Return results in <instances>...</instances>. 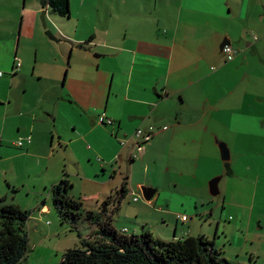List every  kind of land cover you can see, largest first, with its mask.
<instances>
[{"label":"crops","instance_id":"obj_1","mask_svg":"<svg viewBox=\"0 0 264 264\" xmlns=\"http://www.w3.org/2000/svg\"><path fill=\"white\" fill-rule=\"evenodd\" d=\"M23 1L22 11V0H14L13 11L0 15L11 23L19 13L25 27L11 29L0 38L1 46H5L3 39L17 45L14 61L5 64L11 77L0 81L11 88L6 94L0 92V201L32 211L31 220L53 214L51 190L66 172L62 160L70 158L67 151L74 142L66 137V121L60 120V108L65 106L72 114L78 143L90 142L91 176L75 173L94 186L88 196L99 200L106 196L104 190L113 193L129 175V192L134 188V202L142 204L137 216L154 209L166 225L168 219H176L171 241L187 242L189 252L199 235L211 238L206 231L193 233V222L186 231L179 229V223L191 217L184 221V214L174 213L170 201L164 208L157 202L173 187L168 173H180L175 180L181 181L182 169L191 168L185 156L196 152L206 165L208 155L218 163V157L223 160L218 142H226L231 159L223 160L220 167L226 168L229 162L233 175L225 168L207 166L206 178L197 184L202 189L206 185L210 195L209 182L215 174H223L220 184L225 175L229 177L226 189L219 192L221 207L234 216L229 225L224 224L222 232L228 241L223 245L230 248L239 243L235 248L242 249L254 230L255 247L248 255L263 257L264 0H180L176 5L170 0H142L144 4L141 0L130 4L129 0H78L81 11L73 15L74 25L58 23L61 49L52 48L41 30L39 13L44 7L39 0ZM5 2L0 0V5ZM89 2L97 8L94 21L84 9ZM224 40L240 50L235 58L227 59ZM28 51L36 52L34 61ZM0 72V78H5L7 72ZM17 81L24 83V93L13 98ZM29 84L37 85L31 98L26 93ZM110 118L114 125L108 124ZM152 124L168 128L137 146L131 141L121 144L137 128ZM27 137L30 142L14 144ZM133 152L138 154L135 159ZM95 153H102L107 161L98 157L95 164ZM114 160L118 166L111 173L107 167ZM72 161L82 166L77 157ZM101 169L105 173L99 177ZM137 170L145 172L143 178H137ZM151 173L162 177L147 181ZM39 218L43 217L34 219L37 225L42 224ZM139 222L143 229L150 218L142 216ZM221 226L218 221L217 238ZM238 234L244 237L242 242ZM157 237L169 240L166 229L158 230Z\"/></svg>","mask_w":264,"mask_h":264},{"label":"rangeland","instance_id":"obj_2","mask_svg":"<svg viewBox=\"0 0 264 264\" xmlns=\"http://www.w3.org/2000/svg\"><path fill=\"white\" fill-rule=\"evenodd\" d=\"M14 0H6V2L2 5H0V15L1 12L4 11H9L10 13L13 11V2ZM17 1V0H16ZM70 1V10L73 12L72 13V20L71 18L68 19L64 24L68 25V28L71 25H74L73 23V15L75 16V13H80L81 8L78 5V0H69ZM132 1L137 0H129V4ZM172 1L171 4L176 5L180 0H170ZM141 4H144L143 1L141 0ZM25 8V3L22 0L21 3V11L22 9ZM84 9L88 10V14L91 16L92 21L96 20L98 17V13L96 11L97 8L92 7V2H89ZM44 10H47V8H44ZM128 10V8H127ZM42 11L39 13V17H41ZM3 16V15H2ZM57 16V15H56ZM51 10L49 9V12L47 14V28L50 29L53 34L60 39V36L58 35L59 32V22L62 23V20L60 21L56 17ZM23 15L17 13L16 18H13V22H8L7 17L3 16V18H0V38L2 35L5 36V34L9 33L10 30L15 29V30H20V28H25L23 25ZM57 20H56V19ZM22 22V25H21ZM39 24L41 26L42 32L45 34V29L42 26V21L40 18ZM66 25V26H67ZM26 31H27V22H26ZM101 27V26H100ZM74 31V30H73ZM11 33V32H10ZM9 33V34H10ZM8 34V35H9ZM6 35V37L8 36ZM47 36V35H45ZM48 37V36H47ZM49 38V37H48ZM5 46L0 45V70L7 72L5 78H0V81H4V79H9L11 76L9 73H11V70H7L5 68V64L9 63L11 64L14 61V51L17 49V45H11V42H6L5 39L2 40ZM49 45L52 48H60L61 49V41H55L49 38L48 41ZM32 44V43H30ZM23 43L21 45L19 44L18 50L20 47L22 48ZM28 46H32L29 45ZM30 56H33V61L35 60V55L36 52L32 54L31 51H28ZM32 77V76H31ZM7 85V84H6ZM5 84L0 83V92L7 93V91L11 88H6ZM14 89H13V98L21 97L24 93V83L21 81H17L14 84ZM37 86L36 84L31 86L30 84L28 85V90H27V97L31 98L32 94H36V89L34 87ZM60 120L66 121V128H65V133L66 137L69 139H74V142L71 141L69 143L70 148L67 151L70 155V158L67 160L63 161L62 160V166L64 172L63 177H67L70 179V181L73 183V187L70 189V193L72 194L73 197L75 198H82L83 202V207L86 210H99V207L101 206L102 202L104 201V197L106 196H101V198L98 199H92L88 195L92 193L94 186L87 181H82L80 177H78L75 173H78V171L81 173H88L89 175L92 173V160L91 157L89 158L87 155L88 153L91 154V151H89L87 145L90 142H85L84 144L78 143V139H76L77 135L74 134L75 131H73V127L71 126L72 123V114L68 111V109L64 106L60 108ZM156 127L157 132L163 130L160 128L158 125L152 124ZM147 127V126H146ZM145 128V127H142ZM57 132V130L55 129ZM58 136V134H57ZM90 148L93 147L92 145H89ZM61 147L59 148V150ZM60 154V153H59ZM77 157L79 159V164L82 163L81 165H75L74 162L72 161L73 158ZM98 157L103 159L104 162H106V156L103 155L102 153H95L93 155V158L95 160V164H98ZM197 157V153L195 152V155L189 154L185 156L184 158L189 161L190 167H187L185 169H182V173L184 178L181 181L175 180L180 173L174 174L173 172L168 173V176L171 178V182L173 184V187L170 188L168 187L166 191L163 192V195L160 197V200L157 202V205L161 208H164L166 200L170 201L172 203V207L174 213H183L184 215H187L189 219L188 222H185L182 224L181 222L179 223V229L182 230H187L191 222L194 223L193 225V230L192 232L195 234H201L203 231H206L207 234L211 239H213L216 242V229H217V222L220 221L222 224L221 230L219 232L220 238H217V248L220 252H222V255L228 259L230 262H237V263H243V264H264V256L263 257H258V258H251L248 253L252 251L253 247H255V244H253L252 240L255 239L256 234L254 233L255 231L253 230L250 233V238L251 241L247 243L246 247L235 248L236 246L239 245V243L233 244V247L227 248L223 245V243L228 241V237L224 235L223 227L224 224L229 225L230 220L234 218V216L227 212L224 211V209L221 207V201H223V195L220 193L219 195H210L208 194V191L206 190V185H204L205 189H202L201 187L198 186L197 182L200 183L202 180L201 178H206V174L208 172V167H220L221 164H224V161L221 160L220 157H218V163L215 162L213 159H209V155L206 159L207 165L205 164V158L200 159V157H197V161H201L200 165L198 166V163H196L195 158ZM56 158V157H55ZM53 158L51 161V171L50 175L53 174L54 171V163L56 162V159ZM100 163V162H99ZM57 164V163H56ZM59 164V162H58ZM117 162L115 160L113 161V164L108 165L107 169L113 173V168L117 167ZM208 166V167H207ZM59 167V165H58ZM221 169L224 170V165L223 167H220ZM219 168V169H220ZM57 169V166H56ZM219 169L215 170L217 173ZM226 169V168H225ZM105 172L101 169L99 172V177ZM128 173V172H127ZM192 173V174H191ZM194 173L196 176H193ZM119 174V173H117ZM145 175V172L143 170H137V178L141 179ZM222 175L221 173L215 174L213 177ZM91 176V175H90ZM62 177V178H63ZM109 177V175H108ZM161 175L157 174H150L149 178L147 181H152L154 178H161ZM213 177H211L209 180H211ZM209 180H205L204 183H207ZM229 177L227 175L224 176L221 184H219L220 187V192L226 189L228 183H229ZM143 181L146 182V178L143 179ZM174 181H177L178 184L174 186ZM167 185H169V181L166 180ZM167 186H164V188ZM134 189V188H133ZM130 188V192L126 197L122 200L121 203V209L119 210L118 213L114 215L113 218V223L116 225L117 228H127L129 234L131 233H140L142 231V224H140L139 220L141 219L142 216L150 218L149 224H147L145 227L150 230V232L154 235L155 238H157V232L158 230L161 231H167L168 233V238L169 240H172L174 237V232H175V226H176V219H168V225L166 223H163L161 219V215L157 213L156 211H153L154 209H151L148 214H141L137 216V210L142 208L141 203L134 202V199L132 197V190ZM98 190V189H97ZM118 190V189H117ZM208 190V189H207ZM137 194H139V189L135 190ZM115 192V190L113 191ZM106 195H110L111 193L103 191ZM199 194L200 196H205V198L200 199L199 196L194 195V194ZM208 201V202H207ZM207 202V203H206ZM180 203H183L180 205ZM33 205V204H31ZM169 206V204H168ZM31 209L34 206H30ZM55 213V212H54ZM38 217H43L39 218L40 222L43 224H38L34 222V219ZM33 220L29 221L28 223V233H29V239H30V245H31V250L29 251L27 258L21 263V264H62L63 260V254L69 250L73 249L77 246H80L81 239L84 237L89 236V227L88 224L81 222L78 223L79 226L77 228L72 230L71 225H62V228L60 227V221L58 220L57 214H52V215H46V214H40L39 216H35ZM166 226V227H165ZM81 235V236H80ZM187 234L185 233V237ZM233 236V232H232ZM234 238V237H233ZM240 242L244 240V237L241 234H238L236 237ZM226 249L229 251L226 252ZM180 252L183 253L182 250H179ZM247 251V254H245ZM184 254V253H183ZM237 254V255H236ZM186 257H190V255L184 254Z\"/></svg>","mask_w":264,"mask_h":264},{"label":"trees","instance_id":"obj_3","mask_svg":"<svg viewBox=\"0 0 264 264\" xmlns=\"http://www.w3.org/2000/svg\"><path fill=\"white\" fill-rule=\"evenodd\" d=\"M39 2L57 15L63 24L71 18L69 0ZM225 166L227 174L233 175L230 163L226 162ZM128 185L129 175L120 189L104 197L98 211L86 210L82 198L72 196L70 189L73 185L66 176L53 185L52 212L57 214L60 227L71 225L73 230L78 223L84 222L90 228L89 236L81 239L80 246L63 254L62 264H243L230 262L218 250L216 242L204 235L196 238L193 252H189L187 242L176 244L155 238L145 226L140 233L131 234L123 227L117 228L113 218L129 194ZM31 217L32 211L0 201V264H21L27 258L31 250L27 230Z\"/></svg>","mask_w":264,"mask_h":264},{"label":"built area","instance_id":"obj_4","mask_svg":"<svg viewBox=\"0 0 264 264\" xmlns=\"http://www.w3.org/2000/svg\"><path fill=\"white\" fill-rule=\"evenodd\" d=\"M253 38L255 40H257L258 39V36L256 34H253ZM223 51L225 52L228 60L235 58L239 54V52H240L239 49L235 48L232 45H226L223 48ZM19 67H21V61L17 59L16 68H19ZM2 74H3V72H0V76H2ZM107 122H108L109 125H114V123H115V121L113 119H111V118ZM160 128H162L163 130H165V129L168 128V126H163V127H160ZM155 132H157V130H156V127L154 125H149V126H147L145 128L139 127L133 133V135L128 136L125 139H121L120 142H121V144L123 146H125V145L129 144V142L131 141L134 146L135 145L137 146L138 144H140V142L142 140H146L149 136H151ZM0 138H1V136H0ZM25 140H27V141L30 142L31 141V137H27L25 139L16 140L14 142V144L16 146H22L24 144V141ZM137 155H138L137 153H134L133 152L131 158L132 159H135L137 157ZM182 219L184 221H186V220H188V216L187 215H183L182 216ZM123 230L125 232H128V229L127 228H123Z\"/></svg>","mask_w":264,"mask_h":264},{"label":"water","instance_id":"obj_5","mask_svg":"<svg viewBox=\"0 0 264 264\" xmlns=\"http://www.w3.org/2000/svg\"><path fill=\"white\" fill-rule=\"evenodd\" d=\"M47 10H42V14H41V21H42V26L45 29V35H47L50 39L55 40V41H59L60 39H58L53 32L47 28ZM231 42L229 40H224L223 44H222V48L225 47L227 44H230ZM218 145L220 147L221 150V155H222V159L224 161H230L231 159V153H230V148L228 146V144L226 142L223 141H219ZM222 179V175L220 176H216L214 177L210 182H209V189H210V193L214 196L218 195L220 192V188H219V184L220 181ZM63 261V260H62Z\"/></svg>","mask_w":264,"mask_h":264}]
</instances>
